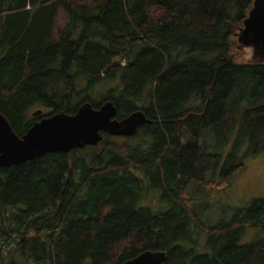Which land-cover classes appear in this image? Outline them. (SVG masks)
<instances>
[{
    "label": "trees",
    "instance_id": "16d2710c",
    "mask_svg": "<svg viewBox=\"0 0 264 264\" xmlns=\"http://www.w3.org/2000/svg\"><path fill=\"white\" fill-rule=\"evenodd\" d=\"M252 3L0 0V113L18 136L86 101L148 119L0 167V264H122L148 249L163 264H264V198L203 217L264 134V60L235 49Z\"/></svg>",
    "mask_w": 264,
    "mask_h": 264
},
{
    "label": "water",
    "instance_id": "95a60500",
    "mask_svg": "<svg viewBox=\"0 0 264 264\" xmlns=\"http://www.w3.org/2000/svg\"><path fill=\"white\" fill-rule=\"evenodd\" d=\"M237 47L251 50L250 61L264 60V0H253L248 15L236 32ZM33 117L40 116L37 108ZM117 109L111 100L95 108L88 101L75 113L54 112L36 120L27 131L18 136L0 113V167L20 164L50 152H69L72 149L97 145L103 133L111 136H133L140 125L148 122L141 111L117 119ZM164 250H144L122 264H163Z\"/></svg>",
    "mask_w": 264,
    "mask_h": 264
},
{
    "label": "rangeland",
    "instance_id": "374dc122",
    "mask_svg": "<svg viewBox=\"0 0 264 264\" xmlns=\"http://www.w3.org/2000/svg\"><path fill=\"white\" fill-rule=\"evenodd\" d=\"M237 39L235 43V49L240 50L246 54L244 55L249 62L251 56V50L249 48L239 49L237 47ZM243 57V60H245ZM80 81H83L80 79ZM83 83L80 84V86ZM108 82L100 83L96 86L92 92V98L95 101H100L104 96L105 90L109 87ZM38 107H33L29 110L32 113ZM40 108V107H39ZM118 136V135H117ZM118 139H123V136H118ZM258 146L256 154L247 153L244 157V166L236 171L229 179L228 186L220 189L214 193L213 203L214 206L211 209H207L204 212V218H207L211 222H216L221 218H227L230 214L228 206H240L251 202L253 199L264 198V134L259 135L255 140L251 149L253 150ZM247 148V143L241 149V153L244 154ZM261 148V149H260ZM225 156H220L215 161L210 159V162H215L216 169H220ZM253 228H246L243 234V240L245 241L251 238L255 234Z\"/></svg>",
    "mask_w": 264,
    "mask_h": 264
},
{
    "label": "flooded vegetation",
    "instance_id": "af4514ba",
    "mask_svg": "<svg viewBox=\"0 0 264 264\" xmlns=\"http://www.w3.org/2000/svg\"><path fill=\"white\" fill-rule=\"evenodd\" d=\"M37 117V116H36Z\"/></svg>",
    "mask_w": 264,
    "mask_h": 264
}]
</instances>
